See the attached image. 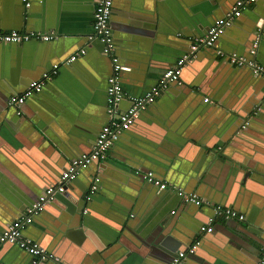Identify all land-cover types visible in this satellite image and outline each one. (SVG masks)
I'll return each mask as SVG.
<instances>
[{
  "label": "crops",
  "instance_id": "0c3cea01",
  "mask_svg": "<svg viewBox=\"0 0 264 264\" xmlns=\"http://www.w3.org/2000/svg\"><path fill=\"white\" fill-rule=\"evenodd\" d=\"M98 1L46 0L43 5L35 4L38 25L58 32L62 42L54 48L28 43L20 52L15 47H0V219L25 212L43 194V187L53 178L59 179L73 159L92 150L107 123L111 64L100 45L90 47L88 40L93 33L92 7ZM234 1L115 0L116 40L123 44L119 57L129 66L122 65L126 99L141 93L142 83L148 87L147 93L160 75L177 63L189 40L196 37L194 33L208 31L210 23L224 17ZM28 10L23 0H0V31H26ZM148 28L156 30L154 36L148 37ZM256 30L261 34L256 59L264 66V0L246 9L218 46L225 52L247 54ZM86 47L90 49L86 57L74 65H62L46 82L43 94L27 101L34 121L22 124L18 120L14 128L4 124L7 114L1 106L11 93L23 92L31 81L50 73L52 60H62L61 64ZM68 51L71 54L67 55ZM190 65L183 73V84L163 91L112 147L103 177L105 195L94 198L91 215L82 220L84 204L76 198L88 183L90 173H86L72 189L75 195L68 198L80 222L72 225L67 208L58 202V211H50L40 228L23 232L26 238L31 239L36 230L45 233L55 227L49 245H41L65 264L81 256L88 264H100L110 247L113 251L108 264H146L150 260L143 258L144 253L153 258L155 251L165 252L164 245L188 243L185 247L190 248L193 241L201 242L205 258H213L214 264H256L264 248L257 242L252 243L254 248L239 245L233 236L236 223L218 217L213 232L198 234L201 225H207L214 215L212 209L181 205L175 192L150 187L140 176L146 169L172 187L198 193L210 204L230 205L225 208L261 225L264 243V77L254 76L247 68L231 67L212 51L199 52L187 67ZM250 118L249 132L240 140L232 138L233 129H240ZM47 134L59 147L53 146ZM227 138L229 144L236 143V148L228 150L229 162L216 157L211 163L205 161V155L211 149L217 151V143ZM206 162L210 164L204 170ZM125 208L124 221L131 220L133 228L122 231L123 241L118 237L107 246L105 241L114 235L119 225L116 218L122 217ZM156 232L159 237L155 239L152 234ZM141 240L149 241L152 247L144 246ZM95 242L104 245L101 251ZM91 248L96 251L89 253ZM82 250L89 259L85 253L81 255ZM96 254L100 255L97 261ZM7 256V264L28 263L20 251L10 250Z\"/></svg>",
  "mask_w": 264,
  "mask_h": 264
},
{
  "label": "built area",
  "instance_id": "2783aa9c",
  "mask_svg": "<svg viewBox=\"0 0 264 264\" xmlns=\"http://www.w3.org/2000/svg\"><path fill=\"white\" fill-rule=\"evenodd\" d=\"M26 9L30 8V1L23 0ZM258 0H238L232 10L223 18L217 20L212 27L203 36H196L190 46V50L181 57L177 63L164 72L160 80L144 95L140 97H130L132 101L131 107L126 111H120V103L127 98L122 84L123 66L120 57L117 54V47L114 40L113 30L110 25L113 6L115 0H99L93 14V33L88 36L89 42L99 40L103 45V53L109 58L111 64V73L107 79L106 88V111L108 120L102 128L99 136L92 148L91 153L84 154L79 158L73 159L69 167L63 172L57 186L48 188L36 202L28 207L21 217H19L10 228L1 233V243L10 242L16 244L21 249H24L33 256L32 264H42L44 262H54L60 264V259L54 254L48 252L37 242L26 238L23 235L24 229L33 222L34 218L43 210V208L52 201L53 197L58 193H64L66 186L76 179L81 170L90 165L94 161H106L110 155V151L121 136L128 131L135 123L142 110H145L152 105L156 98L165 90L171 83L180 80L181 72L189 65L197 56V53L202 49L215 48L218 49L219 57H228L230 63L238 68H248L255 75L264 77V66L256 59L261 43V34L258 33L253 45L249 51L252 58H247L244 55L237 53H227L218 46L220 37L233 26L235 21L240 18L243 12L249 7L256 4ZM58 38L55 30L46 32H26L24 30H9L0 31V44L17 43L23 44L29 41L50 42ZM86 54L85 49H81L71 55L61 64L54 65L50 73H45L43 78L32 82L27 89L20 95L11 97L8 101L9 106L19 108L33 95L40 93L46 82L51 80L58 74L59 68L62 65H69ZM208 102V99H206ZM21 112L18 111V114ZM143 178L150 184L159 187L160 190H170L175 192L186 203H195L197 206L206 204L196 193H187L182 189L172 187L165 181L159 179L152 172L143 174ZM96 190L93 186L91 191L85 196L88 201L91 194ZM218 217L224 219H236L244 221L245 215L222 206L214 207V215L210 217L207 225L201 227V233H211L213 224ZM197 241L185 252H179L178 257L174 259L173 264H179L182 259L188 254H192L197 249ZM257 264H264V253L262 254Z\"/></svg>",
  "mask_w": 264,
  "mask_h": 264
},
{
  "label": "water",
  "instance_id": "95a60500",
  "mask_svg": "<svg viewBox=\"0 0 264 264\" xmlns=\"http://www.w3.org/2000/svg\"><path fill=\"white\" fill-rule=\"evenodd\" d=\"M46 0H30V8H29V10H28V12H29V14H28V25H27V29H26V32H46L48 29L47 28H45V27H42V25H38V22H37V19H36V15L34 14V9H35V4L37 5V4H40V5H43L44 4V2H45ZM238 0H235L232 4H231V6H230V8H229V10H228V12H227V14L232 10V8H233V6L235 5V3L237 2ZM258 2H259V0L256 2V4H258ZM255 4V5H256ZM93 8V10L95 9V7L93 6L92 7ZM113 8H114V6H113ZM226 14V15H227ZM225 15V16H226ZM224 16V17H225ZM221 18H223V17H221ZM221 18H218V19H215L214 21H212V23H210V25H209V27L211 26V25H213L217 20H219V19H221ZM114 21H115V19L113 20V15H112V17H111V21H110V25H111V28H112V30H113V35H114V40H115V44H116V47H117V54L118 55H120L121 54V48L123 47V44L121 43V42H117V40H116V38H118V34H117V32L115 31V29H116V27H115V23H114ZM126 30H133V29H130L129 27H124ZM151 28H148V29H146L145 31L147 32V34H148V37H152V36H154V34H155V31L156 30H154V29H152V30H150ZM207 32V31H206ZM206 32H204V33H200L199 34V32H196V33H194L195 35L194 36H203V35H205L206 34ZM58 33V32H57ZM255 33H256V35H255ZM58 35V34H57ZM225 34H223L221 37H220V39H222V37L224 36ZM257 35H258V31L256 30L255 32H254V36H253V39H252V43H251V45H250V47H249V51H250V49H251V47H252V45H253V42L255 41V39H256V37H257ZM193 39H194V37H192ZM193 39H190L189 40V46L187 47V49H186V51L182 54V55H180L179 56V59L181 58V57H183L189 50H190V46H191V44H192V42H193ZM219 39V40H220ZM62 40L63 39H61V38H58V39H56V40H53V41H50V42H40V41H29V42H27V43H23V44H17V43H12V44H7V43H2V44H0V47H2V46H5V47H15L16 49H17V52L19 51H21L28 43H38L39 45H42V46H47V47H50V48H54L58 43H60V42H62ZM219 42V41H218ZM64 43V42H63ZM63 43H62V46H63ZM37 44V45H38ZM218 44V43H217ZM89 45H90V47H93V46H95V45H100V47H101V50L103 51V47H104V45L99 41V40H94V41H92V42H90L89 43ZM64 47V46H63ZM67 47V46H66ZM65 48V47H64ZM68 48V47H67ZM220 48V47H219ZM74 50V49H73ZM86 53L88 54L89 53V47H86ZM204 51H212V52H214L215 53V55H216V58H220L221 60H225L229 65H231V67H234L231 63H230V61H229V58L228 57H219L218 56V49H215V48H208V49H202L201 51H199V52H204ZM249 51H248V53L246 54H241V53H237L238 55H244V56H246L247 58H252L251 56H250V54H249ZM198 52V53H199ZM197 53V54H198ZM227 53H229V52H227ZM231 53V52H230ZM233 53V52H232ZM69 54H71V51H68V53H67V55H69ZM87 55L85 54L84 56H82V57H86ZM81 57V58H82ZM64 60V59H63ZM122 59H120V61H121ZM62 61V60H61ZM61 61H59V59H54V60H52L51 62V67L48 69V70H52L53 69V67H54V65H57V64H60V62ZM74 63V62H73ZM73 63H71L70 65H74ZM121 64L124 66V68L125 67H127V68H129V66H126V65H124L122 62H121ZM191 67V65L190 66H188L187 67V69L185 70V68L183 69V71L181 72V76H180V80L179 81H177V82H173V83H171L170 84V86H169V88L170 87H172L173 85H182L183 84V73H185L189 68ZM236 68V67H235ZM248 69V68H247ZM47 70V69H46ZM166 70H168V69H166ZM250 70V69H249ZM48 72V71H47ZM123 72V71H122ZM165 72V71H164ZM164 72L160 75V77H159V79H158V81L160 80V78L162 77V75L164 74ZM250 72L254 75V76H256V77H261V76H257V75H255L251 70H250ZM44 73H46V72H44ZM43 73V74H44ZM126 73V72H125ZM141 80L143 79V76H141V78H140ZM38 80H40V79H37V80H34V81H38ZM34 81H31L30 83H29V85L32 83V82H34ZM146 80H145V78H144V82H145ZM157 81V82H158ZM156 82V83H157ZM155 83V84H156ZM122 84H123V79H122ZM28 85V86H29ZM27 86V87H28ZM146 85H144V83H142L141 84V87H142V89H141V93H140V91H137V93L135 94V95H133L132 97H140V96H142V95H144L145 94V92L147 91V88L148 87H145ZM152 86V85H151ZM150 86V87H151ZM27 87L24 89V91L27 89ZM44 90V89H43ZM43 90L40 92V93H37V94H35V95H33L32 97H30L29 99H31V98H35L36 96H40V95H42L43 94ZM23 91V92H24ZM23 92H15V93H11L10 95H9V97H7V100H6V102H5V104H3V106H1L2 107V110H4L5 112H6V120H5V123L4 124H6L7 126H10V128H12L13 126L15 127V125H18V120H20L21 122H22V124L23 123H26V122H28V121H30V120H32V121H34L33 120V118H32V116L31 115H29V113H28V109H27V106H26V104L28 103L27 101L29 100H27L20 108H19V110L17 109V108H14V107H12V106H9V104H8V101H9V99L11 98V97H14V96H18V95H20V94H22ZM163 93V92H162ZM161 93V94H162ZM141 94V95H140ZM126 103V104H125ZM210 104L211 105H213L214 104V101H210ZM131 105H132V101H129V99H124L121 103H120V106H119V109H120V111H126V110H128L130 107H131ZM256 107H258V106H256ZM148 108H146L145 110H142L141 111V113H140V115H139V117L143 114V113H145L146 112V110H147ZM259 110V108H257V111ZM18 111H20L21 113L20 114H18ZM106 116H107V118H108V114H107V111H106ZM252 118H250V119H248L243 125H242V127H240V129H236V128H234L233 129V134H232V138H235V140H240L241 139V137H243V134L245 133V132H249V130H250V127H251V120ZM138 120V118L136 119V121ZM135 121V122H136ZM37 125V124H36ZM105 126V125H104ZM103 126V127H104ZM13 127V128H14ZM37 127L39 128V129H41V130H43L42 129V127L41 126H38L37 125ZM102 127V128H103ZM102 128L100 129V132H101V130H102ZM44 132V131H43ZM45 133V132H44ZM125 133H127V131L125 132ZM124 133V134H125ZM46 134V133H45ZM123 134V135H124ZM122 135V136H123ZM45 136H47V137H49L48 136V134L47 135H45ZM98 136H99V134H98ZM98 136L96 137V140H97V138H98ZM121 136V137H122ZM49 139H50V141L52 142V144H53V146H55V147H59V144H57V142L56 141H54L51 137H49ZM121 139V138H120ZM119 141V140H118ZM117 141V142H118ZM117 142H115V144L117 143ZM49 144H50V142H49ZM218 146H219V149L217 150V151H213L214 149H211L210 150V152L208 153V155H205V157H206V160L205 161H210V163L211 162H213V159L216 157V158H218L220 161H225V162H229V160H228V158L227 157H230L229 156V153H228V150L230 149V152L232 151V149H231V147L233 146V148H236L235 147V142L233 143V144H229L228 143V138L226 139V141H223V140H221V141H219L218 143ZM225 144H227V145H225ZM50 148L51 149H53V146L50 144ZM231 146V147H230ZM206 150L207 149H202V152L203 151H205L206 152ZM92 151V150H91ZM91 151L90 152H87V153H80L81 155L80 156H82V155H84V154H89V153H91ZM64 155V154H63ZM234 160H237V159H235L234 158ZM210 163H205V167H204V170H207V168H208V166H209V164ZM110 163L109 162H107V161H94V162H92L90 165H88L87 167H85L83 170H81L80 171V173L78 174V176L76 177V179L74 180V181H72L69 185H67L66 186V189H65V192L64 193H58V194H56L54 197H53V199H52V201L50 202V203H48L44 208H43V210L34 218V220H33V222L32 223H30L25 229H24V232H28V230L30 229V227H35L36 226V228H40L41 227V223L43 222V219L45 218V217H47V215L49 216L50 215V211H58L55 207H57L58 205H59V203H61L63 206H65L66 208H67V213H69L68 215H69V217L70 218H72V225L73 224H77L78 223V221L80 222V219L78 220V216L76 215L77 213L76 212H73V211H75L76 209L75 208H71L72 207V205H70L69 204V201H68V198H69V195H75L74 194V192L72 191V189L73 188H75L76 187V183H77V181L80 179L81 180V178H82V175H87L86 173H90L89 174V176H87V177H89L87 180H88V183H86V187H84L83 189H82V191H80V192H78V196H76V198H78L80 201H82L83 202V204L84 205H82V207H81V209H80V211H81V214H80V217H82V220H84V219H86L87 217H88V215H91L90 214V212H91V209H90V206H91V204L93 203V200H94V198H99L100 197V194L101 195H105V191H104V189H105V186L107 185V184H105V183H103V177L105 176V172L107 171V165H109ZM235 164V167H238V165L236 164V163H234ZM248 166H250V167H252V165L251 164H248ZM69 167V165L67 166V168ZM66 168V169H67ZM137 168V167H136ZM243 170L245 171V169L243 168ZM143 172H148L146 169H143L142 170ZM136 171L134 170V171H132V173L134 174ZM248 172V171H247ZM63 174V173H62ZM62 176V175H61ZM141 176V178L144 180V178H143V174L142 175H140ZM60 179H61V177L59 178V179H56L55 180V178H53V180H51L49 183H48V185H45V187H43L44 189V192L48 189V188H50V187H54V186H57L58 185V183H59V181H60ZM147 183V185H149L150 187H154L155 189H157V190H159V191H168V190H160L159 189V187H157V186H154V185H152V184H150V183H148V182H146ZM93 186H96V190L94 191V193H92L91 194V197H90V199L87 201L84 197L91 191V189H92V187ZM177 187V186H176ZM179 188V187H178ZM182 189V188H181ZM183 190V189H182ZM183 191H185V192H187V193H193V192H189V191H187V190H183ZM43 192V193H44ZM199 197H200V195L198 194V193H196ZM177 195V194H176ZM41 196V195H40ZM179 197V196H178ZM39 198V197H38ZM38 198H37V200H38ZM201 198V197H200ZM179 199H180V202L182 203L181 205H184V206H187V205H193V206H196L197 208H199L200 207V209L201 208H203V207H207V208H211L212 209V212H214V207H216V206H218V205H215V204H210L209 203V201H205L204 199H203V201L204 202H206V204H204V205H202V206H197L195 203H186V202H184L183 200H182V198L181 197H179ZM36 200V201H37ZM35 201V202H36ZM59 202V203H58ZM34 203V202H33ZM32 203V204H33ZM32 204L29 206V207H31L32 206ZM219 206H222V207H230V205H228V204H224V203H222V204H220ZM23 211H21V212H18L17 213V215H15L14 217L13 216H9V217H7V218H5V219H0V232L1 233H3V232H5V231H7L9 228H10V226L19 218V217H21L22 215H23ZM122 214H121V216L122 217H119V218H116V220H117V222L119 223V225H116V228H115V233H114V235L109 239V240H107V241H105V243H106V245L108 246V245H110V244H112V243H115L116 241H117V239H118V237L119 238H121V241H123V239L125 238L124 237V235H125V233H122V231L124 230V229H127V228H129L130 227V229H131V227L133 228V223L131 222V220H128V221H124L125 220V217H126V215H124V213L126 214L127 213V208H125L122 212H121ZM46 215V216H45ZM210 219V218H209ZM228 221H233L234 223H236L237 224V227L235 228V232L236 233H234V240H236V242H238V244L239 245H242V243H244L245 245H247V244H249L251 247H253L252 246V243L253 242H257V243H259L260 245H262V248H264V243L262 242L263 240V238H262V236H263V230L261 229V225L260 224H258L256 221H252V218H246L244 221H238V220H236V219H229ZM209 222V221H208ZM121 224H123V225H125V226H121ZM203 225H201V227H202ZM201 227L199 228V229H201ZM263 229H264V227H263ZM56 229H55V227H50V229H47L46 230V232L45 233H39V232H37V230H36V233H32L33 235L31 236H29L31 239H32V241H34V242H37L38 244H42V245H46V244H48L49 245V243H48V241L49 240H51L52 239V236H51V234L50 233H54V231H55ZM215 230V227H213V230H212V232ZM198 234H200L201 233V231L200 230H198V232H197ZM117 235V236H116ZM192 235V234H191ZM197 235V234H196ZM152 236H153V238H157V237H159V235H158V233L156 232V233H153L152 234ZM193 236V235H192ZM191 236V237H192ZM261 237V238H260ZM58 239V238H57ZM57 239H53L54 241H53V243H56V241H57ZM196 240V239H195ZM152 241H154V240H152ZM196 241H193L192 243H191V245H193L194 243H195ZM96 243V242H95ZM160 243V242H159ZM97 245H98V249L100 250V249H102L103 248V246L104 245H102L101 243H96ZM141 244H143L144 246H147V247H152V245H151V243L149 242V241H144V240H141ZM186 244H188V243H178V244H175V245H173V246H171V244L169 245V247L168 248H166L165 247V245L163 246V249H164V251L165 252H163V251H159V250H157V251H155L154 253H152L151 255L153 256V258L152 257H148L147 258V254L146 253H144L143 254V258H145V259H148V260H150V263H149V261L146 263V264H173V262H174V259L175 258H177L178 257V253L179 252H185V251H187L188 250V247H185V245ZM41 245V246H42ZM190 245V246H191ZM47 246V245H46ZM44 248V247H43ZM254 248V247H253ZM45 249V248H44ZM166 249V250H165ZM201 249H202V245H201V242H199V244L197 245V249L195 250V252L194 253H192V254H188L187 256H186V258H184V259H182L181 260V262L179 263V264H214L216 261L213 259V258H209V259H207V258H205V257H207L202 251H201ZM10 250H14V251H20V252H22V253H24L25 255H26V257H28V260H27V264H32V260H33V256L31 255V254H29V252L28 251H26V250H24V249H21L19 246H17L16 244H13V243H10V242H6V243H1V241H0V264H7L8 263V256H7V254H8V252L10 251ZM47 250V249H46ZM98 250V251H99ZM150 250V248H147V252H150L149 251ZM261 249H259V251H260ZM48 251V250H47ZM89 251V253H91V251L92 252H94V251H96V249L95 248H91L90 250H88ZM101 251V250H100ZM113 251V248L112 247H110V249H109V251H107L106 253H103L102 254V259H103V262H100V264H108V262H110L111 261V259H110V257H112V254H111V252ZM49 252V251H48ZM80 252V251H79ZM261 253L260 254H262V252H263V250L262 251H260ZM51 253V252H50ZM84 253H85V255H84ZM52 254H54V253H52ZM81 255H84V256H86L87 257V259H89L88 257H90L89 255H87V251L86 250H82V253H81ZM56 256V255H55ZM100 255L99 254H96L95 255V260L97 261L98 260V257H99ZM110 256V257H109ZM79 260H83L86 264H88V260H84L83 258H82V256L80 257V258H78V259H76L75 261L73 260L71 263H68V264H81V263H79L78 261ZM259 260H260V257L258 258V260H257V262H256V264L259 262ZM82 262V261H81ZM53 264H57V263H54V262H52ZM60 264H65L62 260H61V262H60Z\"/></svg>",
  "mask_w": 264,
  "mask_h": 264
}]
</instances>
